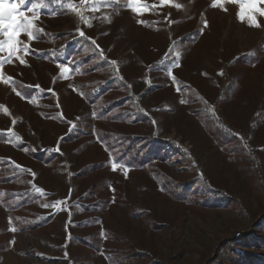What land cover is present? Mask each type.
Returning a JSON list of instances; mask_svg holds the SVG:
<instances>
[{
  "label": "rangeland",
  "instance_id": "374dc122",
  "mask_svg": "<svg viewBox=\"0 0 264 264\" xmlns=\"http://www.w3.org/2000/svg\"><path fill=\"white\" fill-rule=\"evenodd\" d=\"M214 2L24 0L43 32L0 55V264L264 257L239 241L264 231V17Z\"/></svg>",
  "mask_w": 264,
  "mask_h": 264
},
{
  "label": "snow or ice",
  "instance_id": "6c2138e0",
  "mask_svg": "<svg viewBox=\"0 0 264 264\" xmlns=\"http://www.w3.org/2000/svg\"><path fill=\"white\" fill-rule=\"evenodd\" d=\"M86 3L87 0H84ZM170 0H162V3H169ZM24 0H18L17 3L9 4L6 0H0V35L6 37V39L0 40V53L7 51L8 59L11 60L13 57L20 60L21 63H24V60L18 55L19 52H28V47L25 46L23 48L19 47L23 42L19 39L22 32H26L28 34L29 39H34V34L37 32H43V29L37 28L33 23V18L25 15L23 12H19L18 8L23 5ZM226 3H234L239 5L238 10V18L241 22L247 21L249 27L260 28L261 24L259 23L257 17H264V7H260L264 0H215L213 7H219L225 11L227 9L224 7ZM176 7H180V5H176ZM134 13L139 14L141 12L140 8L133 7ZM34 19H39L38 13L35 14ZM143 23V21H140ZM90 26V25H89ZM204 27H207V22L205 21ZM79 35L81 37L85 36L84 31H80ZM95 43V41H92ZM101 55L103 53L101 52ZM5 62L0 60V81L4 83H8L9 80L3 79L2 67ZM115 63V62H112ZM69 69L67 67L64 68V71L67 72ZM223 75V73H219ZM183 102V101H182ZM155 123V122H154ZM120 166V162L117 161L111 165L112 169L115 171ZM123 174L125 178H127V173L129 169L127 166H123ZM37 191L42 192V189H37ZM114 191V189H113ZM60 203V202H57ZM47 207V205H45ZM15 229H13L14 231ZM14 243V241L12 242Z\"/></svg>",
  "mask_w": 264,
  "mask_h": 264
},
{
  "label": "trees",
  "instance_id": "16d2710c",
  "mask_svg": "<svg viewBox=\"0 0 264 264\" xmlns=\"http://www.w3.org/2000/svg\"><path fill=\"white\" fill-rule=\"evenodd\" d=\"M106 136L108 137V139L111 138L112 140V137H110L109 135H106ZM131 138L133 137L126 138V139L123 138V142H119L121 140L119 138L118 140H116V142H118L117 146L121 147V144H123L126 153L130 155L131 159L141 163V159L143 157L139 158L141 156V153L139 154V148H136L135 143L134 144L130 143ZM176 192L178 194H183L184 196L188 193V189L177 187ZM239 241L242 244H245L247 246H254L256 248H264V231L261 234V236H259V238L249 239L246 236H243L241 237V239H239ZM235 245H236V241H231V240H227L223 244H220L218 246V251L215 255L216 256L215 259L209 264H233V262L235 261L245 262L248 264H264V257H259L256 254V252L245 253L246 256L235 254L234 252Z\"/></svg>",
  "mask_w": 264,
  "mask_h": 264
},
{
  "label": "crops",
  "instance_id": "0c3cea01",
  "mask_svg": "<svg viewBox=\"0 0 264 264\" xmlns=\"http://www.w3.org/2000/svg\"><path fill=\"white\" fill-rule=\"evenodd\" d=\"M5 52H7V51H5ZM0 55H2V53H0Z\"/></svg>",
  "mask_w": 264,
  "mask_h": 264
}]
</instances>
